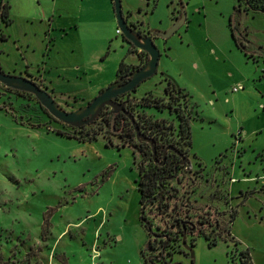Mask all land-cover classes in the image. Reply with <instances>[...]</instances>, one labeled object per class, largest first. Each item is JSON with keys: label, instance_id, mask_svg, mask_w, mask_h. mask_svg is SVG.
<instances>
[{"label": "rangeland", "instance_id": "obj_1", "mask_svg": "<svg viewBox=\"0 0 264 264\" xmlns=\"http://www.w3.org/2000/svg\"><path fill=\"white\" fill-rule=\"evenodd\" d=\"M1 2L22 11L11 14V25L0 21L3 72L32 76L68 112L113 84L122 61L131 63L113 0ZM238 4L122 0L124 16L154 34L186 13L173 36L154 40L161 53L157 74L130 95H162V74L188 94L182 104L192 116V170L174 185L182 196L192 189L188 198L202 209L192 221L205 213L213 227L194 246L188 235L172 256L177 264H243L248 257L264 264V15L244 7L239 14ZM38 5L55 12L53 27L34 17ZM238 85L245 89L233 92ZM58 131L73 133L33 95L0 84V256L16 264H143L149 232L140 221L136 184L142 158L136 155L135 165L133 149L107 134L110 144L104 131L93 143ZM44 218L49 231L42 236ZM167 222L173 219L157 218L153 230Z\"/></svg>", "mask_w": 264, "mask_h": 264}, {"label": "trees", "instance_id": "obj_2", "mask_svg": "<svg viewBox=\"0 0 264 264\" xmlns=\"http://www.w3.org/2000/svg\"><path fill=\"white\" fill-rule=\"evenodd\" d=\"M238 3L235 10L239 14L244 7L246 12L264 15V0H238ZM9 9L8 2H1L0 21L8 25L12 23ZM231 28L237 46L245 52V44L237 38L236 28L232 25ZM0 40L5 41L6 37L0 35ZM243 40L247 41L246 38ZM124 41L127 42L126 39ZM129 56L131 63L127 64L125 61L120 63L116 80L126 78L141 68L149 59L144 51H139V53L129 51ZM164 81L166 86L161 96L146 92L141 98L134 95L131 97L130 95L136 92L134 91L116 99L124 104L125 112L134 117L141 135L154 142L157 162L153 158V145L137 140L132 121L124 113L117 114L115 131H113L114 112L109 107H105L97 119L87 127L76 129L65 125L70 127L73 133L62 131L56 133L58 136L76 139L81 143H93L104 131L110 144L112 140L107 137V134L119 139L124 146L133 149L135 165L137 164L136 155L142 158L136 166L138 170L136 184L139 193L140 221L149 232L147 246L141 250L143 264H177L172 261V256L182 250V245L186 244L188 235L193 236L192 246H194L195 237L203 233L205 228L213 227V223L205 213H202L204 215L200 213V220L197 218L198 224L192 221L194 211H201V209L193 207V201L188 198V194L185 193L182 196L180 188L174 185L179 182L183 168L189 164L188 159L193 140L192 116L188 104H182V99L187 98V94H184L172 79L165 77ZM183 160H187V164L181 166ZM236 213L237 211L232 212L231 220L235 219ZM157 218L161 220L172 218L173 222L170 226L167 222L164 228L158 224L157 230L154 231V221ZM48 231L49 221L44 218L42 236H45ZM250 259L248 257L243 264H252ZM0 264L16 263L10 260L5 261L0 256Z\"/></svg>", "mask_w": 264, "mask_h": 264}, {"label": "water", "instance_id": "obj_3", "mask_svg": "<svg viewBox=\"0 0 264 264\" xmlns=\"http://www.w3.org/2000/svg\"><path fill=\"white\" fill-rule=\"evenodd\" d=\"M113 3L118 28L121 31L123 38L133 45L134 48L146 52L149 56V59L141 68L127 76L128 80L126 82L122 83L123 79L115 81L106 89L102 90L87 106L71 112L63 109L46 90L40 88L30 79L3 72L1 64L0 84L8 89L32 94L52 117L64 125L76 129L90 125L97 119L105 107H109L113 109L114 112L112 127L113 131H115L114 126L116 116L119 113H124L132 121L136 131L137 140L153 145V158L154 161L157 162L156 146H154V142L141 135L134 117L125 112L124 104L118 102L116 99L122 95L136 91L143 82L157 74L161 53L154 42L153 35L143 36L128 23V19L123 14L122 0H113ZM185 20L186 13L183 9L181 19L177 21L169 31L158 33L156 36L167 40L175 34V32L184 24Z\"/></svg>", "mask_w": 264, "mask_h": 264}, {"label": "crops", "instance_id": "obj_4", "mask_svg": "<svg viewBox=\"0 0 264 264\" xmlns=\"http://www.w3.org/2000/svg\"><path fill=\"white\" fill-rule=\"evenodd\" d=\"M37 1V0H36ZM8 4H9V2H8ZM9 6H10V4H9ZM18 12H22L20 9H18V10H15V7H13L12 9L10 8L9 9V16H10V18H11V14H17ZM35 13H36V16H34V17H36V18H38L39 20H41V21H45V20H47V19H49V26L50 27H53L54 26V20H50V19H52L53 18V14L55 13L53 10H52V12H50L49 10H47V9H45V8H43L42 6H40V5H38L37 7H36V9H35ZM175 15H176V13H175ZM130 18H131V16L129 15L128 16V23L131 25V24H133V25H136L134 22H131L130 21ZM12 19V18H11ZM174 21H178V18H177V15L175 16V18H174ZM12 23H13V20H12ZM11 23V24H12ZM10 24V25H11ZM137 26V30L138 31H140L141 32V34L142 33H148L149 31H142L140 28H139V26L138 25H136ZM65 31H66V29L65 28H63ZM5 36V35H4ZM125 42V41H124ZM125 46H126V48L128 49V52L129 51H131L130 50V45H129V43H127V42H125ZM50 47V45H48L43 51H44V54H45V56H46V58L47 57H49L51 54H52V51H51V48H49ZM43 54V55H44ZM252 56H255L256 58H259V59H261L260 57H258V54H256V52H254L253 54H251ZM261 57H263V60H264V54H261ZM161 58V57H160ZM254 58V57H253ZM255 60V59H254ZM258 59H256V62H258L257 61ZM259 63H258V67H259ZM263 68H264V66H262ZM28 70V69H27ZM29 71V70H28ZM164 76V77H163ZM165 74H162V76H161V81H160V84H162L163 85V88H162V94H163V91H164V89H165V86H166V83H165V81H164V78H165ZM166 77H168V76H166ZM168 78H170V77H168ZM171 79V78H170ZM178 86V85H177ZM180 88V87H179ZM245 89V88H244ZM102 90H104L103 88H101L100 90H99V93L102 91ZM183 92H184V94H187L186 93V91L185 90H182ZM147 92H152L153 94H154V92L152 91V90H150V91H147ZM240 92V91H239ZM98 93V94H99ZM236 93H238V92H236ZM157 96H159V94L157 95ZM161 96V95H160ZM187 96H188V94H187Z\"/></svg>", "mask_w": 264, "mask_h": 264}, {"label": "flooded vegetation", "instance_id": "obj_5", "mask_svg": "<svg viewBox=\"0 0 264 264\" xmlns=\"http://www.w3.org/2000/svg\"><path fill=\"white\" fill-rule=\"evenodd\" d=\"M132 25V27L136 30V31H138L137 30V26L136 25H133V24H131ZM139 33H141L140 31H138ZM142 35L143 36H148V35H153V38H154V40H157L158 39V37L156 36V34H154V33H142ZM127 43H129V42H127ZM129 45H130V50H131V52L132 53H139V50L138 49H136V48H134L133 47V45H131L130 43H129ZM7 74V73H6ZM9 74H11V75H15V76H23V77H25L24 76V74H16V73H13L12 74V72H10ZM26 77L28 78V79H30L31 81H33L34 83H36L40 88H42L43 89V86H42V84L40 83V82H36V80H34V78L32 77V76H29V75H26ZM43 77V76H42ZM43 79L45 80V78L43 77ZM128 80V78L126 77V78H123V82L122 83H124V82H126ZM116 81H118V80H116ZM2 85V84H1ZM45 89V88H44ZM12 91H15V92H20V91H16V90H13V89H11ZM20 93H25V92H20ZM26 94H29V93H26ZM30 95H32V94H30ZM89 126V125H88ZM84 127H87V126H84ZM188 161H189V164H187V160H183L182 162H181V166H184V165H186L187 164V166L186 167H184L183 168V170H182V172L180 173V175H186V176H189V174H190V171L192 170V168H191V161H190V159H188ZM190 181H191V179H190ZM191 190L192 189H190V192H186L188 195L187 196H189L190 195V193H191ZM202 210V209H201ZM215 213H216V211H215ZM231 218H232V216H231ZM216 225V227H220V223H219V221L218 220H216V223H215Z\"/></svg>", "mask_w": 264, "mask_h": 264}, {"label": "built area", "instance_id": "obj_6", "mask_svg": "<svg viewBox=\"0 0 264 264\" xmlns=\"http://www.w3.org/2000/svg\"><path fill=\"white\" fill-rule=\"evenodd\" d=\"M117 33H118V34H122L121 31H120L119 29L117 30ZM243 89H244V87H243L242 85H238L237 87H234V88L232 89V91H233V92H239V91H241V90H243Z\"/></svg>", "mask_w": 264, "mask_h": 264}]
</instances>
